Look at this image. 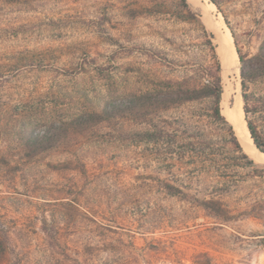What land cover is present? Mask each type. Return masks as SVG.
Listing matches in <instances>:
<instances>
[{"label": "rangeland", "instance_id": "rangeland-1", "mask_svg": "<svg viewBox=\"0 0 264 264\" xmlns=\"http://www.w3.org/2000/svg\"><path fill=\"white\" fill-rule=\"evenodd\" d=\"M206 1L236 72L188 0H0V264H264V0Z\"/></svg>", "mask_w": 264, "mask_h": 264}, {"label": "bare ground", "instance_id": "bare-ground-1", "mask_svg": "<svg viewBox=\"0 0 264 264\" xmlns=\"http://www.w3.org/2000/svg\"><path fill=\"white\" fill-rule=\"evenodd\" d=\"M191 4H193L199 11L200 7L206 10L205 12V19L206 23L210 26L212 31L214 32L215 36L219 39V50L223 53V65L227 67V70L230 72H236V57L234 50L231 45V37L228 30H221L220 24L215 23L210 18V13L212 9V4L208 3L206 0H188ZM226 96H228V91L225 92ZM225 114L231 119L236 126V129L239 134L240 142L245 150L252 158L256 161H264V153L261 152L252 142V138H249V131L246 125V122L243 118V113L239 106V100H236L233 105H228L226 103Z\"/></svg>", "mask_w": 264, "mask_h": 264}, {"label": "trees", "instance_id": "trees-1", "mask_svg": "<svg viewBox=\"0 0 264 264\" xmlns=\"http://www.w3.org/2000/svg\"><path fill=\"white\" fill-rule=\"evenodd\" d=\"M183 2H185V0H183ZM214 4H216V3H214ZM237 53H238L239 59L242 60V55L240 54V52L238 50H237ZM214 94H215L214 113H215L217 118L224 119V116L221 114L220 107H219V102H220V99H221V90H220V88H217ZM244 98H245V96H244ZM244 112H247L246 107H244ZM246 123H247V127H248V130H249L250 136H251V138L253 140V143L255 144V146L260 151L264 152V141L258 135V132H257L255 126L249 120H246ZM230 130H231V134L233 136L235 147L241 150L242 147H241L237 137L235 136L234 131L232 130V128H230ZM30 140L36 141L37 139H30ZM0 247H3V242L1 240H0Z\"/></svg>", "mask_w": 264, "mask_h": 264}, {"label": "water", "instance_id": "water-1", "mask_svg": "<svg viewBox=\"0 0 264 264\" xmlns=\"http://www.w3.org/2000/svg\"><path fill=\"white\" fill-rule=\"evenodd\" d=\"M255 145V144H254Z\"/></svg>", "mask_w": 264, "mask_h": 264}]
</instances>
